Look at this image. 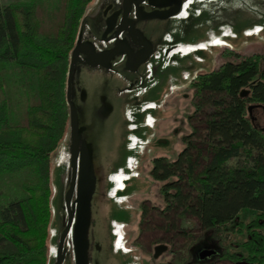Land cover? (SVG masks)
<instances>
[{
    "label": "trees",
    "instance_id": "obj_1",
    "mask_svg": "<svg viewBox=\"0 0 264 264\" xmlns=\"http://www.w3.org/2000/svg\"><path fill=\"white\" fill-rule=\"evenodd\" d=\"M91 1L0 3V178L22 172L31 178L22 185L21 195L0 205V264H48L50 155L64 136L70 135L67 74L81 22ZM189 25L186 24L190 28ZM181 37L175 38L181 41ZM189 55H178L172 60L176 59L180 73L185 71L190 76L206 69L193 83V90L199 99L194 106L195 113L204 106L209 111L203 121L208 158L199 169L198 157L192 156V145L187 142L175 160L170 162L165 157L154 160L152 178L167 188L161 191L165 211L180 208L185 213L193 212L200 217L207 232L223 228L244 235V240L236 244L240 252L223 251L217 256L220 261L264 264V70L258 68L257 62L244 58L225 62L212 71L205 65L209 59L205 50ZM10 67L20 73L18 81L23 100L17 109L12 106L5 80ZM164 74L170 75V72ZM156 85L150 83L145 90L143 104L156 106L140 110L141 114L145 113L142 114L144 123L167 94L163 90L155 95L158 102L149 100ZM242 92L246 95L241 96ZM74 104L79 127L84 128L81 141L93 152L95 189L91 211L94 224L91 238L88 237L89 264H107L110 259L111 264H134L135 252L114 251L115 235L110 226L115 219L129 223L132 212L123 206L111 209V203L105 220L107 227H103L104 220L95 208L97 188L107 197L113 186L107 175L121 169L127 171V160L134 155V149H129L127 139V153L124 151L123 158L108 167V148L96 136L100 119H103L98 104H92L87 111L81 102L74 101ZM249 107L253 108V115ZM194 134L192 131L184 140ZM181 163L180 170L167 177L166 168L172 169ZM121 165L124 167H119ZM146 187L147 183L134 179L122 193L129 196ZM184 189L189 193L185 194ZM216 205L224 206L219 214H215ZM115 210L119 211L114 213ZM241 210L256 212L255 218L243 224L237 217ZM71 252L72 246L64 264H74Z\"/></svg>",
    "mask_w": 264,
    "mask_h": 264
},
{
    "label": "rangeland",
    "instance_id": "obj_2",
    "mask_svg": "<svg viewBox=\"0 0 264 264\" xmlns=\"http://www.w3.org/2000/svg\"><path fill=\"white\" fill-rule=\"evenodd\" d=\"M12 1L0 0V3H15ZM27 1L29 0H19L18 2ZM199 1L195 0L193 14L196 16V20L190 24L192 27L188 28L191 31L186 29L188 23L176 21H148L142 28L145 26L149 31V38L156 46L162 48L166 37L167 39L171 36L184 38L187 31L189 34L186 38L201 42L210 36L212 31L222 27L225 34L230 35V39L227 38L226 47L205 50L209 56L208 62L205 63L206 67L209 66L210 70L213 71L225 62H238L240 59L247 58L257 62L258 68L264 70V0H214L200 4L197 3ZM120 2L121 0H92L86 7L81 22L82 38L101 37L105 27L103 14L106 12V5L113 4L116 8ZM234 27L237 28H235V34L238 35L236 37L232 30ZM246 27L251 28L247 29ZM258 29L259 31H257ZM172 53L163 55V65L148 67L134 75H115L108 70L90 68L83 64H77L73 70L71 100L73 102L79 101L80 96L83 97V85L96 92V96L100 98V100L97 99L96 104L101 110L100 116L103 119H100L101 126L96 136L108 148V160L110 159L108 167L116 165L117 160L120 161V158H123L125 143L128 139V147L130 150L134 149L132 150L134 155L127 160V170L131 174L138 175L139 178L137 179L141 182L147 183L145 189L118 200L122 202L119 206L125 207L132 214L129 223H110L111 227H115L114 251L121 250L126 253L129 249L133 250L136 253L134 264H241L240 262L220 261L217 256L223 251L229 254L240 252L236 244L244 240L243 234L230 233L223 228L207 232V228L200 217L193 212L185 213L180 208L174 209L173 212L169 210L166 214L161 191L167 190V188L163 187L161 181H155L152 178L153 160L158 157H165L170 162L175 160L186 147L187 142L192 145V156L198 157L199 169L208 158L203 121L209 111L204 106L195 113L194 106L199 102V99L193 90V83L196 82L199 74L206 72V69H200L193 76H189L187 72L180 73L177 71L178 65L175 60L172 64L169 63L174 57L171 56ZM165 69L170 72V75L165 76L162 72ZM154 73L161 74L157 77ZM19 77V71L13 67L6 71V85L12 99V106L15 109L20 106L23 100L22 90L19 87ZM104 79H107L108 82H104ZM154 82L157 85L153 88V93H150L149 100L156 102L155 95L163 92V90L167 94L157 105V111L150 113L151 115L146 117L144 123L140 110H144L147 106L152 107L143 104V101L146 99L145 90L150 83ZM176 83L178 84L176 85ZM187 94L188 98L186 97ZM105 110H109L107 117H105ZM250 114L253 115V108ZM146 127L148 129H145ZM141 128L145 130H141ZM138 130L141 131V133L139 131L140 134L137 132ZM192 131L195 132L194 136L184 140L185 136L192 134ZM70 146V135L67 134L50 155L52 193L50 196L48 264H51L53 259L56 260L59 238L67 223L65 197L71 181ZM182 165L183 163L172 169L167 167V177L171 172L179 171ZM117 175H122L124 179L127 177L123 170L109 172L107 180L114 181L115 187L112 188L111 193L110 191L107 192L108 198L100 187L96 190L95 208L100 211V218L104 220L103 225L105 224V226L103 227H107L105 220L108 215V207L111 203V209L118 206L114 202H110L113 191L123 186L117 184L115 179ZM28 181H31V178L25 172L0 178V205L21 195V187ZM183 192L189 193L185 189ZM223 210V205L215 206V214H219ZM255 215L256 212L252 210H241L237 217L240 222L247 224L255 218ZM93 224L94 219L92 217L88 230V237L90 238ZM52 239L54 240L52 241ZM158 244L168 245V250L159 255L157 259H153L152 249ZM71 246L69 235L65 246L66 253H70ZM204 249L214 250L216 254L209 260L200 261L199 253ZM107 264H111V259L107 261Z\"/></svg>",
    "mask_w": 264,
    "mask_h": 264
},
{
    "label": "flooded vegetation",
    "instance_id": "obj_3",
    "mask_svg": "<svg viewBox=\"0 0 264 264\" xmlns=\"http://www.w3.org/2000/svg\"><path fill=\"white\" fill-rule=\"evenodd\" d=\"M123 1L124 0H121L120 5L117 6L116 8H114L113 4L106 5V9H105L106 12L103 14V22L105 24V27L103 32L101 33V37H97V38L92 37L90 39L82 38V42L88 41L94 45L95 52L97 54L102 52L111 53L115 48L117 50L118 54H116L109 62L106 61L104 63L105 67L97 66L94 68H101L104 70H108L115 75H134L144 71L148 67L150 68L157 67L160 62H163L162 57L165 54H169L173 52L171 56L174 55L186 56L189 55V53L194 54L202 49L209 50L211 48L226 47V45L214 47L212 46V43L216 39H220L225 44V42H227V37L230 38V35L225 34L222 27H219L217 30L212 31L211 35L206 37V39L201 42L195 43L193 42L194 41L193 39L189 38L190 39L189 41V39L187 38V39H182L180 41L181 43L180 42L177 43V41L175 43L176 38L169 36L170 38L168 39L167 37L165 38L164 46L162 48L158 47L149 38L148 29H146L145 26L142 28V26L145 25L148 21H160V22L176 21L180 23H192L194 22L196 17L193 14L195 8L194 5L195 0H131L130 4H128L125 7L123 5ZM205 1L211 2L214 0H200L197 3L200 4ZM151 13H175V14L166 19H158V18L145 19V16ZM107 25H109V32L106 35H104L107 29ZM182 48H191V50L188 51L187 54H183L181 51ZM106 57L108 56H104V58ZM172 59L169 63H173ZM85 61H86V57L83 54H80L79 62L77 64H83L89 67ZM104 82H108V80L104 79ZM82 89H84L82 90L84 91V94L83 97L80 96L78 102H81L84 105V110L87 111L90 108V106H92V104H96L97 99L100 100V98L96 96V92L88 89L86 85H83ZM186 97L187 98L189 97L188 94L186 95ZM150 105L152 107L147 106L145 109L147 108L152 109L155 108L156 106L155 104H150ZM99 112L101 113V110H99ZM105 114H106L105 117H107V115L109 114V110H105ZM153 168H154V160L152 162L151 171L153 170ZM123 171L127 175V177L123 179L122 182L123 186L118 190H114L113 196L110 198L118 206L119 204H122V202L118 200H121V198L128 197L122 194V192L126 188V185H128L131 182L130 180L139 178L138 175L131 174L130 172H128V170L127 171L123 170ZM113 182H112L113 184L112 188L115 187V184ZM165 213L167 214V210L165 211ZM115 222H117L118 224H123L116 220L112 221V223ZM111 228H112V234L115 235L114 233L115 227H111ZM89 246L91 248L90 242H89ZM90 248L88 250V254ZM157 249L160 250V253L158 254L157 257H155V252ZM167 250H168V245L158 244L154 246L152 249L153 259H157L159 255H162ZM126 253H133V250L129 249ZM64 261L65 258L62 264H64Z\"/></svg>",
    "mask_w": 264,
    "mask_h": 264
},
{
    "label": "water",
    "instance_id": "obj_4",
    "mask_svg": "<svg viewBox=\"0 0 264 264\" xmlns=\"http://www.w3.org/2000/svg\"><path fill=\"white\" fill-rule=\"evenodd\" d=\"M131 0H124V7L130 4ZM175 13H151L145 16V19H166ZM109 32V25L104 33ZM127 44V43H126ZM89 52H87V51ZM80 54L86 57V64L89 67L102 66L110 61L117 53L116 48L110 52L97 54L94 45L91 42H82L81 32L78 35L74 49L72 50L67 74L66 100L69 106V126H70V160H71V181L65 197V206L67 212V223L63 229L56 251L55 264H62L66 255V241L71 238L74 264H89L88 250V230L91 225L92 195L95 189V176L93 170L92 148L84 141L81 136L84 128L79 127L78 114L75 104L71 100L72 76L75 65L79 62ZM104 56H108L104 58ZM246 95L242 92L241 96ZM252 107H249V111ZM160 250L157 249L155 257ZM216 254L214 250L204 249L199 253V260H209Z\"/></svg>",
    "mask_w": 264,
    "mask_h": 264
},
{
    "label": "bare ground",
    "instance_id": "obj_5",
    "mask_svg": "<svg viewBox=\"0 0 264 264\" xmlns=\"http://www.w3.org/2000/svg\"><path fill=\"white\" fill-rule=\"evenodd\" d=\"M189 19H190V18H189ZM189 19H188V21H189ZM191 20H192V19H191ZM195 20H196V18H195ZM90 21H91V20H90ZM197 23H198V22H197ZM260 23H261V22H260ZM188 24H190V23H188ZM238 25H239V24H238ZM255 25H256V24H255ZM189 26H191V25H189ZM239 26H240V25H239ZM239 26H237V27H239ZM253 26H254V24H253ZM166 27H167V26H166ZM191 27H192V26H191ZM188 28H189V27H187L186 29H188ZM232 28H233V27H232ZM235 28H236V27H234V29H235ZM246 28H247V27H246ZM248 28L250 29L251 27H248ZM248 28H247V29H248ZM191 29H192V28H191ZM234 29H232V30L234 31V34H235V31H236L237 28H236L235 30H234ZM189 30H190V29H189ZM243 30H244V29H243ZM260 30H261V29H260ZM263 30H264V29H263ZM190 31H191V30H190ZM233 31H232V32H233ZM257 31H259V29H258ZM257 31H256V33H257ZM232 32H231V34H232ZM167 33H168V32H167ZM187 34H189V32H188V33L186 32V35H187ZM262 34H263V33H262ZM164 35H165V34H164ZM235 35H237V33H236ZM237 36H238V35H237ZM258 36H260V35H258ZM185 37H186V36H185ZM185 37H184V38H185ZM173 38H174V37H173ZM184 38H183V39H184ZM223 38H224V37H223ZM225 38H226V37H225ZM227 38H228V37H227ZM237 38H238V37H237ZM194 39H196V38H194ZM229 39H230V38H229ZM231 40H232V39H231ZM176 41H177V40H175V43H176ZM189 41H190V39H189ZM161 42H163V41H161ZM178 42H180V41H177V43H178ZM163 43H164V42H163ZM180 43H181V42H180ZM173 44H174V43H173ZM183 44H184V43H183ZM189 44H190V43H189ZM191 44H192V43H191ZM224 45H225V44H224L223 41H221L220 39H216V40L213 41V43H212V46H214V47H219V46H224ZM202 48H203V47H202ZM190 50H191V48H182V49H181V51H182L183 54H187L188 51H190ZM202 50H203V49H202ZM189 54H190V53H189ZM161 55H162V54H161ZM174 56H175V55H174ZM187 56H188V55H187ZM189 56H190V55H189ZM191 56H192V54H191ZM153 57H154V56H153ZM176 57H177V56H176ZM185 57H186V56H185ZM183 58H184V57H183ZM183 58H182V59H183ZM178 59H180V58H178ZM182 59H181V60H182ZM174 60L176 61V59H174ZM181 60H180L179 62H181ZM159 61H160V60H159ZM154 62H155V60H154ZM154 62H153V65H154ZM163 63H164V62H163ZM183 64H184V63H181V65H183ZM181 65L179 64L180 67H182ZM159 66H161V65H159ZM176 67H177V66H176ZM178 68H179V67H178ZM178 68H177V71H178ZM172 69H173V68H172ZM181 69H182V68H181ZM159 70H160V69H159ZM164 71L167 72L166 69H165ZM164 71H162V72H164ZM165 72H164V73H165ZM171 72H172V70H171ZM174 72H175V71H174ZM184 72H185V71H184ZM158 73H159V72H158ZM172 73H173V72H172ZM172 73H171V74H172ZM181 73H182V72H181ZM154 74H155V73H154ZM160 74H161V73H160ZM160 74H158V75L160 76ZM155 75H157V74H155ZM183 75H184V74H183ZM171 76H172V75H171ZM172 77H174V76H172ZM185 77H186V76H185ZM166 79H167V78H166ZM147 81H148V80H147ZM178 81H179V80H178ZM179 82H180V81H179ZM143 83H144V82H143ZM174 84H175V83H174ZM177 84H178V83H176V85H177ZM141 86H142V84H141ZM145 87H146V85H145ZM140 88H141V87H140ZM141 89H142V88H141ZM143 89H144V88H143ZM153 90H154V89H153ZM153 90H152V91H153ZM149 91H150V90H149ZM152 91H151V93H153ZM147 92H148V91H147ZM149 93H150V92H149ZM146 94H148V93H146ZM133 97H134V96H133ZM134 100H135V99H134ZM139 100H140V99H139ZM136 102H137V101H136ZM138 103H139V101H138ZM149 103H150V102H149ZM131 107H132V106H131ZM128 108H130V107H128ZM133 108H134V107H133ZM138 108H139V107H138ZM130 109H131V108H130ZM149 111H150V110H149ZM149 111L147 110L146 113H149ZM151 111H152V110H151ZM134 112H135V111H134ZM142 114H143V113H142ZM142 114H141V115H142ZM144 114H145V113H144ZM144 114H143V115H144ZM135 116H136V114H135ZM140 117H141V116H140ZM152 117H153V116H152ZM136 121H138V120H136ZM138 122H139V121H138ZM139 123H140V122H139ZM131 124H133V123H131ZM136 124H137V123H136ZM137 129H140V128H137ZM137 129H136V130H137ZM143 129H144V128H143ZM143 129L141 128V130H143ZM145 129H146V128H145ZM145 129H144V130H145ZM136 130H135V131H136ZM139 131H140V130H138L137 132L139 133ZM131 132H132V131H131ZM142 132H143V131H142ZM140 133H141V131H140ZM140 133H139V134H140ZM131 134L134 135V133H131ZM135 135H136V134H135ZM136 137H137V136H136ZM133 142H134V141H133ZM128 143H129V142H128ZM64 145H65V144H64ZM67 146H68V145H67ZM143 151H144V150H143ZM125 152H126V151H125ZM130 152H131V151H130ZM126 153H127V152H126ZM126 153H125V155H127ZM142 154H143V153H142ZM127 156H130V153H129V155H127ZM127 156H126V157H127ZM119 167H122V168H123L124 166L121 165V166H119ZM117 168H118V167H117ZM116 171H117V170H116ZM114 174H115V173H114ZM115 179H116L117 184H122L121 182H122V180L124 179V177H123L122 175H117V177H116ZM130 181H131V180H130ZM60 183H61V182H60ZM127 184H128V182H127ZM120 186H122V185H120ZM126 186H128V185H126ZM133 186H134V185H133ZM134 187H135V186H134ZM110 188H111V187H110ZM127 189H128V188H127ZM129 189H130V188H129ZM126 191H128V190H126ZM117 194H118V193H117ZM119 194H120V193H119ZM122 194H123V193H122ZM122 196H123V195H122ZM117 197H119V196H117ZM55 199H56V197H55ZM54 201H55V200H54ZM55 202H56V201H55ZM55 202H54V206H55ZM54 208H55V207H54ZM116 211L118 212L119 210H115L114 213H115ZM123 212H124V211H123ZM123 212H122V213H123ZM114 215L116 216L117 214H114ZM119 215H120V214H119ZM54 216H55V215H54ZM61 216H62V215H61ZM63 217H64V216H63ZM117 217H118V216H117ZM114 218H116V217H114ZM54 219H56V218L54 217ZM61 220H62V217H61ZM115 220H116V219H115ZM129 220H130V219H129ZM125 221H126V220H125ZM53 222H54V221H53ZM127 222H128V220H127ZM54 225H55V222H54ZM52 226H53V223H52ZM54 227H55V226H54ZM57 239H58V237H57ZM53 240H54V239H52V241H53ZM52 244H53V243H52ZM55 244H56V243H55ZM53 245H54V244H53ZM67 253H68V252H67ZM71 253H72V252H71ZM68 254H69V253H68ZM53 260H54V259H53ZM50 261H51V260H50ZM53 264H54V263H53Z\"/></svg>",
    "mask_w": 264,
    "mask_h": 264
},
{
    "label": "crops",
    "instance_id": "obj_6",
    "mask_svg": "<svg viewBox=\"0 0 264 264\" xmlns=\"http://www.w3.org/2000/svg\"><path fill=\"white\" fill-rule=\"evenodd\" d=\"M19 0H13L12 2H18ZM2 5H6V4H9V3H1Z\"/></svg>",
    "mask_w": 264,
    "mask_h": 264
}]
</instances>
